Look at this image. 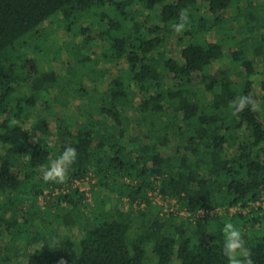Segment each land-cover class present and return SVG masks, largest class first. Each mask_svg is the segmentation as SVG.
Segmentation results:
<instances>
[{
	"label": "trees",
	"instance_id": "16d2710c",
	"mask_svg": "<svg viewBox=\"0 0 264 264\" xmlns=\"http://www.w3.org/2000/svg\"><path fill=\"white\" fill-rule=\"evenodd\" d=\"M184 9L190 22L177 34ZM60 27L69 38L52 42ZM62 51L65 77L37 58ZM223 59L216 77L211 65ZM258 68L264 0H0V238L9 237L0 264L19 241L40 245L18 264H227L222 228L236 216L252 222L242 233L264 264V209L251 204L264 196ZM242 95L261 111L234 116L229 101ZM50 116L53 142L44 137ZM68 145L78 157L66 182H45L41 168ZM91 172L115 199L92 187L86 212L75 181ZM45 190H57L54 209L37 206ZM156 195L191 216L159 207ZM238 203L249 211L195 217ZM39 212L51 218L46 229L33 222Z\"/></svg>",
	"mask_w": 264,
	"mask_h": 264
},
{
	"label": "rangeland",
	"instance_id": "374dc122",
	"mask_svg": "<svg viewBox=\"0 0 264 264\" xmlns=\"http://www.w3.org/2000/svg\"><path fill=\"white\" fill-rule=\"evenodd\" d=\"M243 2V1H242ZM206 4V2H205ZM47 24L50 23V21H47L46 22ZM52 27H55V24H51ZM54 37L51 38V41L52 42H58L57 38L58 37H64V38H69V33L65 31V29L63 27H60L58 28V30H55L54 32ZM92 36L95 37V39H97V41H100V38L98 37V33L96 32H93L92 33ZM211 37L213 39H216L218 37L217 33L215 31H213L211 33ZM172 44L175 46V50H176V54H178V50H179V45L178 43L175 42V39H173L172 41ZM95 50H98L97 47H94ZM38 61L41 65H44V66H52L60 75H63V77H65V73H66V68H67V62L69 61L70 57L67 55V53L65 51H62L61 52V56L58 57V58H53L52 60H50L49 62L46 61V58H45V54L44 55H38ZM226 65H228V61L227 59H223V60H219V61H214L211 65V70L213 72V74L218 77L219 76V73H220V70L225 67ZM112 66V70H114V65H111ZM116 69V68H115ZM258 70H260V68H258ZM264 76V73H262V71L260 70V72L256 75V78L257 79H261L263 78ZM231 78H237L235 76H231ZM84 83H87V84H90L92 86L93 83H89V82H86V80L84 81ZM90 85H87V86H90ZM254 91L256 93V95H258L259 97L260 96H263V93L262 91L260 90V87H259V84L256 85V87H254ZM139 99V96L138 98ZM72 106H76V102H72L71 103ZM55 108L57 109V111L60 113L61 112V109H60V106L59 105H55ZM49 126H48V133L44 134V137L48 140H50V142H53L54 139H55V135L53 134V132L55 131L54 129V122H53V117L50 116L49 117ZM31 122L32 120H29L27 123H26V126L28 128L31 129L32 131V134H33V140H35L37 137H38V134L40 132L38 131H34V128L31 126ZM263 157H264V146H263ZM42 169V168H41ZM41 172V171H40ZM97 181V177L96 175L91 172L89 175H87L86 178H84V180L82 181H78L76 180L75 181V184L79 186V189L81 191H84V195H85V211L86 212H90L91 209L93 208L94 206V198H93V195H92V187H95V189L102 194L104 193H107V195L111 196L110 198H112V200L114 201L115 197H112V194L111 192H109L104 186L102 185H98V184H95V182ZM93 184H95L93 186ZM56 191L57 190H54L52 192H49L47 190H45L44 194H42L39 199H38V202H37V206L39 207H43L44 205H50L52 206V208L55 206V194H56ZM29 196V195H28ZM29 200H27L25 203L29 204L33 201H31L30 198H28ZM125 199L122 198V201L121 203L119 204L120 206H124L125 205ZM156 202L159 207L160 205L163 206V209L164 208H172L174 209L175 207V203H177L175 201V199L173 198H166V199H157V201H154ZM155 203V204H156ZM22 208H24V204L22 205ZM54 209V208H53ZM219 212V211H217ZM181 215V214H180ZM185 215V214H183ZM182 216V215H181ZM43 217V219H41ZM183 217V216H182ZM49 220H51L50 217H48L46 214H43L42 213H38V215L36 216V219L33 221L34 224L36 225V227H38V229L40 228V226H42L43 229H46V227L48 226V222ZM217 220V219H216ZM235 222V226L238 227L239 229H243L246 231H250L251 230V227H252V222H249V224L244 227V220L240 217H235L234 220ZM255 226H253L254 228ZM260 232L261 233H264V224L263 226L261 227L260 229ZM72 235L74 237H78L80 235V231L77 230V228H74L72 230ZM8 235L4 234L2 235V237L0 238V247H4V244L8 242ZM18 246H20L21 248L18 249V253L15 254V256L12 258V262L10 264H18V263H24L26 261V258H27V255L25 253V251L27 252H30L32 251V248L33 247H36V246H39L40 245V241H33L31 242L30 244H28L27 242L25 241H19L17 243Z\"/></svg>",
	"mask_w": 264,
	"mask_h": 264
},
{
	"label": "clouds",
	"instance_id": "9594fccd",
	"mask_svg": "<svg viewBox=\"0 0 264 264\" xmlns=\"http://www.w3.org/2000/svg\"><path fill=\"white\" fill-rule=\"evenodd\" d=\"M189 10L184 9L178 14V22L171 27L177 34L187 30L189 24ZM228 107L234 116L249 111H261L258 101L249 95H242L229 101ZM78 152L72 145L66 146L58 157L52 159L47 167L41 169L42 179L45 182L65 183L68 178L70 167L76 162ZM224 243L222 255L226 258L227 264H255L253 253L247 246L242 230L230 220L225 222L222 228Z\"/></svg>",
	"mask_w": 264,
	"mask_h": 264
},
{
	"label": "built area",
	"instance_id": "2783aa9c",
	"mask_svg": "<svg viewBox=\"0 0 264 264\" xmlns=\"http://www.w3.org/2000/svg\"><path fill=\"white\" fill-rule=\"evenodd\" d=\"M157 199H161L162 200V198L160 196L156 195L155 196V201H157ZM175 204L176 205H175L174 209L167 208V207L164 208V209H169V210H172V211L179 212V214H181V215L185 214L183 216H191V214L188 211H186L185 209H179L178 208V204L177 203H175ZM251 204L261 208L260 212H262L263 209H264V196L260 197L259 199H257L256 201H254ZM249 206H251V205L249 204ZM217 211H219V212H217ZM248 211H249L248 206L243 207V206L240 205V203H238L237 205L229 206L227 208L217 206V207H214V208H212L210 210L200 209V210H198L195 213V217L204 218V217L213 216L215 214L226 213V212L229 213V215H232L233 213H237V212L247 213Z\"/></svg>",
	"mask_w": 264,
	"mask_h": 264
}]
</instances>
